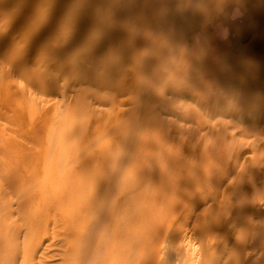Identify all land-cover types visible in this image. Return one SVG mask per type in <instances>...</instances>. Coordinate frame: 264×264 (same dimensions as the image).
<instances>
[{"label":"bare ground","instance_id":"1","mask_svg":"<svg viewBox=\"0 0 264 264\" xmlns=\"http://www.w3.org/2000/svg\"><path fill=\"white\" fill-rule=\"evenodd\" d=\"M70 4L73 0H59L55 5L53 0H0V195L7 199L6 225L17 228L20 193L33 189L37 174V204L46 213L58 212L59 218L53 223L70 227L72 235L83 239L87 245L84 254L97 256L107 264L113 243L120 253L119 264H129L136 255H131V235L126 231L133 224L123 221L119 224L121 236L114 235L117 224L105 213L112 209L114 214L115 208L100 213L98 207L77 206L78 165L83 160L70 150L63 153L58 139L43 143L42 153H37L36 137L47 134L44 108L52 106L54 111L57 105H64L77 112L85 106L88 119L100 118L90 102L81 105L83 97L94 94L89 83L93 74L109 77V71L117 68L111 75L117 90H165L179 100L175 102L176 112L213 118L206 127L197 124L200 131H191L196 152L202 150L201 157L206 151L211 158L220 153L225 123L219 121L230 113L240 127L255 132L253 147L246 153L242 148L243 166L256 161L262 164L264 173V0H80L71 13ZM54 9L63 19L42 21ZM74 26L76 33H63ZM199 42L201 49H192ZM146 45L151 48L142 49ZM125 57L131 64L120 77L117 62H124ZM144 58L148 59L143 60L147 69L140 75ZM63 73L73 79L72 90L55 87ZM78 74L81 78L77 84ZM47 81L50 90H36ZM48 92L51 97L45 96ZM53 98L59 100L54 102ZM183 99L188 103L180 101ZM51 126L50 134L60 132V124ZM68 136L69 140L73 138L71 128ZM197 157L191 165L192 170L194 165L196 168L191 172L194 183L202 174ZM181 187L179 194L183 197ZM91 213L100 216L89 220L87 215ZM48 222L45 219L42 224ZM4 223V216H0V225ZM258 231V264H264L263 208ZM182 238L174 248L175 254L166 257L167 262L203 264L197 236L187 232ZM9 253L14 264L15 247ZM249 253L246 250V255ZM86 263L90 260L83 258L82 264Z\"/></svg>","mask_w":264,"mask_h":264},{"label":"crops","instance_id":"2","mask_svg":"<svg viewBox=\"0 0 264 264\" xmlns=\"http://www.w3.org/2000/svg\"><path fill=\"white\" fill-rule=\"evenodd\" d=\"M124 59V62H117V67H121L118 71L120 77L123 69L131 64L128 57ZM116 72L117 68L109 71V77H100L99 72L93 74L89 83L93 84L91 91L94 94L83 97L81 105L90 102L100 118L88 119L85 106L77 112L64 105H57L54 111L53 107H46L43 124L47 134L36 141L48 143L58 139L63 144V153L70 150L83 160L78 165L77 194L80 197L77 206L98 207L100 213L105 208H115L114 214L112 209L104 211L117 224L113 234L121 236L119 224L128 221L133 224L131 230L126 231L131 235L130 239H145L150 237L148 231L136 228H143L141 224L170 221L164 218L165 208L179 205L181 183L185 179L188 182L193 180L191 172L196 171L195 165L194 170L191 169L197 156L191 131L197 130V124L206 127L213 118L176 112L175 102L179 100L171 93L166 94L165 90L130 89L121 92L111 80V75ZM62 76L55 83L59 84L55 86L57 90H72L73 79L67 78L68 73ZM50 88L51 83L47 81L38 85L36 90ZM45 96L51 97V94L48 92ZM180 101L188 103V99ZM53 123L60 124V132L50 134ZM69 128L73 134L71 140ZM181 134L182 142L179 140ZM182 158L188 160L187 168L178 166ZM99 216L87 215L89 220Z\"/></svg>","mask_w":264,"mask_h":264},{"label":"rangeland","instance_id":"3","mask_svg":"<svg viewBox=\"0 0 264 264\" xmlns=\"http://www.w3.org/2000/svg\"><path fill=\"white\" fill-rule=\"evenodd\" d=\"M57 1L59 0H53L54 5ZM79 1L73 0V4L68 6V12H75ZM89 5L91 6L90 3ZM61 14L54 9V13L47 15L42 21L52 18L60 21L63 19ZM76 31L77 26H74L72 30L63 33L72 34ZM52 32L55 33V29ZM200 47L199 42L192 49L199 50ZM137 48L133 47V50ZM144 48L149 50L151 45L142 47ZM143 63L140 75L147 69V63ZM58 100L59 98H53L54 102ZM219 122L225 123L220 153L211 158L206 151L201 157L202 150H198L197 168L202 174L198 175L196 183L192 180L188 182L187 179L182 181L183 197L178 201L179 205L174 203L175 205L165 208L164 218L170 221L141 224L143 228H136L148 231L150 237L130 239V245H133L131 255L136 256L129 264H171L166 257L170 259L175 254L177 242L187 232L194 233L200 241L204 253L203 264H258V223L261 209H264V173L259 162L251 161L248 166H243L242 155V148L246 153L253 147L255 132L246 126L245 129L244 126L240 127L238 119H233L230 113L227 118L221 116ZM197 130L200 131V128L197 127ZM40 142L42 143L38 144L37 140L35 144L38 154L43 149L44 142ZM249 154L250 152L245 155ZM183 158L178 162L181 169L188 167V160ZM21 175H24L22 170ZM39 182V175L35 174L33 189L20 193L21 214L18 215L17 228H7V199L0 195L3 208L0 216H4L5 220L4 225H0V264H12L9 252L13 247L16 249L14 264H82L83 258L90 260L86 264H106L100 262L97 256L84 254L87 245L83 239L78 240L72 235L70 227L60 228L53 223L59 218L58 212L46 213L44 207L37 204L34 194ZM28 194L30 198L25 197ZM173 210L175 212L171 213ZM45 219L49 222L43 225ZM155 228L158 229L157 232ZM176 235L180 237H164ZM111 246L107 264H119L120 253L113 243ZM246 250L250 252L248 255Z\"/></svg>","mask_w":264,"mask_h":264}]
</instances>
